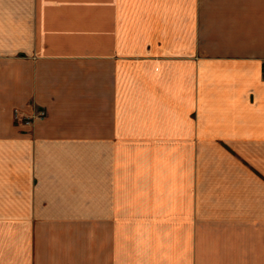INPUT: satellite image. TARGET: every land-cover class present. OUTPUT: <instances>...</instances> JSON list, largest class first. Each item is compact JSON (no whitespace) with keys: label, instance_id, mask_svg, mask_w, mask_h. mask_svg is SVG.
Returning <instances> with one entry per match:
<instances>
[{"label":"crops","instance_id":"0c3cea01","mask_svg":"<svg viewBox=\"0 0 264 264\" xmlns=\"http://www.w3.org/2000/svg\"><path fill=\"white\" fill-rule=\"evenodd\" d=\"M0 264H264V0H0Z\"/></svg>","mask_w":264,"mask_h":264},{"label":"built area","instance_id":"2783aa9c","mask_svg":"<svg viewBox=\"0 0 264 264\" xmlns=\"http://www.w3.org/2000/svg\"><path fill=\"white\" fill-rule=\"evenodd\" d=\"M38 116H39V117H45V116H46V111H45V110H40V111L38 112ZM28 122H30V121H28Z\"/></svg>","mask_w":264,"mask_h":264}]
</instances>
